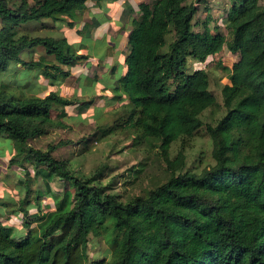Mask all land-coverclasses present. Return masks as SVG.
<instances>
[{"label": "trees", "instance_id": "trees-1", "mask_svg": "<svg viewBox=\"0 0 264 264\" xmlns=\"http://www.w3.org/2000/svg\"><path fill=\"white\" fill-rule=\"evenodd\" d=\"M103 1L0 0V73L20 66L36 80L70 77L88 57L77 54L68 38L34 37L21 28L45 20L74 28L89 2L101 6ZM230 3L223 28L211 27L208 17L202 31L195 30V17L197 5L207 0H147L126 11L132 16L127 71L113 98L127 104L129 114L119 126L160 142L171 174L145 196L124 201L95 175H76L69 161L54 156L72 145L70 140L46 150L32 147L55 129L67 128L66 108L84 112L93 100L54 92L17 96L0 86V139L17 149L11 164L21 157L32 161L46 186L33 192L30 179L20 180L24 187L17 188L25 195L18 203L0 199V264H264V0ZM26 50H43L45 57L26 61L21 57ZM224 51L237 61L222 68L229 81L222 89L225 115L206 125L214 165L201 173L183 172L185 147L172 159L173 145L194 139L205 126L203 114L220 107L210 73L189 71V62L205 65ZM56 178L69 189L55 193ZM45 198L53 208L46 213ZM30 218L36 219L35 228ZM9 221H19L27 231ZM91 237H104L111 257L91 259Z\"/></svg>", "mask_w": 264, "mask_h": 264}, {"label": "rangeland", "instance_id": "rangeland-1", "mask_svg": "<svg viewBox=\"0 0 264 264\" xmlns=\"http://www.w3.org/2000/svg\"><path fill=\"white\" fill-rule=\"evenodd\" d=\"M115 1H104L105 14L98 19L106 20L105 15L112 12L110 4ZM185 2L191 4L196 3V0H185ZM230 2L231 0H207L206 5H197L198 13L195 17V22L199 26L195 30L202 31V23L208 21V17L211 18V27L221 24L223 28V20L226 18V12L231 5ZM98 7L100 8L102 5L98 6L95 2H89L86 10L78 17L77 27H82L81 25L85 22H94L96 16L92 14V11L95 13L100 11ZM125 7L126 10L131 8L129 3H126ZM67 28V22L53 23L50 20H45L43 22H32L24 26L21 28V33L34 37L42 36L61 39L69 37ZM113 35L115 34L113 33ZM80 41L81 44H85L82 47L83 49L80 51L75 45L73 48L77 54L88 57L87 60L80 63V65H84L82 70L86 69V72L79 74L82 76L88 75V77L84 80L80 78L81 76H72L73 73L78 75L81 70V68L78 70L79 65L74 68L70 77L54 83L53 89L57 93L61 92L60 94L68 99H78L86 103L93 100V105L84 112H80L79 107L76 106L66 108L68 115L62 120L67 125V128L64 130L55 129L46 137L32 142L31 145L34 148L46 150L50 144H56L61 140H70L73 144L55 152L54 156L58 159L69 161L70 167L76 175L85 178L95 175L97 183L99 182L101 185L109 187L114 193L119 194L124 201L130 200L132 197L145 196L157 186L166 183L171 177L159 150L160 142L154 139L142 140L133 130L125 126H119L123 118L126 119L129 114V109L126 107L127 104L114 99L113 96L117 94L113 90L111 91L112 95L109 97L106 95L96 96L97 89L102 88V86H108L109 80L105 77V71L102 69L94 70L96 64L93 62L87 64L90 59L96 60L98 57L103 56L104 53L96 47H93L92 50L87 49L85 46H88L90 41L84 38L80 39ZM90 50L98 57L89 56L88 52ZM111 52L109 50L108 54L110 55ZM21 57L26 61L39 60L41 57H45V53L43 50L36 52L26 50L21 54ZM236 61L237 56L224 51L205 65L193 60L189 62V71L192 72L195 69L202 68L210 73L211 90L218 98L220 107L210 109L203 114L202 120L205 126L194 139L186 142H177L173 145L171 150L172 159H175L182 151V147H185V167L183 172L201 173L204 169L214 165L212 158L213 143L207 133L206 125H215L225 115V110L222 107V89L229 81L227 74L222 68H231ZM66 70L69 69L67 68ZM25 71L26 68L17 66L12 67L6 73H0V86H7L10 92L17 96H22L25 93L30 96L36 94V96L44 97L50 93L47 90V88L49 89V81L47 79L40 78L36 80L33 78V74L27 75ZM110 73L111 70L108 73L109 76ZM122 75L123 69L119 67L116 79ZM78 77L79 79L77 80ZM100 78L104 80L102 82L98 81ZM41 87H44V90H40L42 89ZM80 89L82 91L85 90L86 95L79 94ZM53 118L56 119V113H53ZM106 128L109 129V132L103 134L102 130ZM16 150L11 140L0 139V189L5 195V199H14L18 203L25 195L24 193L23 195L19 194L17 187H24L19 184L20 180L27 181L30 179L33 192L37 190L45 191L46 186L43 177L36 174L32 161L21 157L19 164H11V159L17 154ZM27 173H30V175L28 176ZM51 187L55 193H63L70 186L65 181L56 178L51 182ZM42 204L44 213L53 209L51 199L50 201H47L46 198L43 199ZM31 207H29L30 211L35 212L36 210ZM8 220L6 215L3 216L4 222ZM30 221L32 222L31 228H35L36 219L30 218ZM9 224L14 225L15 228H18L23 233L27 231V228L22 227L19 221H9ZM89 254L93 260L103 259L104 256L111 257L112 250L104 237H91Z\"/></svg>", "mask_w": 264, "mask_h": 264}, {"label": "crops", "instance_id": "crops-1", "mask_svg": "<svg viewBox=\"0 0 264 264\" xmlns=\"http://www.w3.org/2000/svg\"><path fill=\"white\" fill-rule=\"evenodd\" d=\"M106 1L107 0H105V2ZM146 1L147 0H116L114 3L110 4L112 7V12L105 15L106 20L98 19L101 16H104L105 14V9L103 7L105 6L104 4L105 2L103 1L101 4L102 7L100 8L98 7L100 11L96 13L92 11V14L96 16V20L94 22H87V23L85 22L81 25L82 27H77L76 25L75 28H69V27L67 28L68 33H69V37H68L69 42L73 46L74 45L77 46V48L80 49V51L83 49L82 47L85 45V44L84 45L81 44L80 39L84 38L85 40L90 41V44L88 46H85L87 47V49L92 50L93 47H96L104 53L103 56L98 57L97 55L93 54L91 50L88 52L89 56L91 57L97 56L98 58L96 60L90 59L89 61H87V64L92 63V62L96 64L95 69L94 68L93 69L94 70L102 69L103 71H105L104 73L105 77L109 80L108 86L106 87L102 86V88H100L101 90L99 88L97 89L96 96H105V95L107 97L111 96L112 95L111 91L114 90V88L117 86L118 79H120L124 74H126V71H127L124 60H125L126 53L128 51V47H129L128 40H129L130 32L132 30V25H131L132 16L131 15L125 16L127 14L126 12L127 10L125 9L126 3H129L130 6L136 10V6L138 4L142 2H146ZM135 16H136V12H135ZM113 33L115 35H113ZM70 37H72V39H70ZM76 40L77 42H75ZM109 50L112 51L110 55L108 54ZM33 60L39 61L37 59L36 60L33 59ZM83 67L84 65L83 66L80 65L78 70L80 68L81 70L78 72V75H75L73 73L72 76L73 77L81 76L80 78L85 80L88 77V75H84V76L79 75L81 72H86V69L82 70ZM119 67L123 69V75L120 78L116 79V74L118 73ZM73 70L74 69H72V72ZM108 70L109 72L111 70L110 76L108 75L109 73L107 72ZM78 79L79 77L77 78V80ZM103 80L104 79L100 78L98 81L102 82ZM54 83H57V81L56 82L49 81V89L47 88V90H49V92H54L56 94L61 95L60 94L61 92L57 93L56 91H54L53 89ZM41 88L42 89L40 90H44V87H41ZM79 91H80L79 94L86 95L85 90L82 91L80 89ZM23 95H27V94L24 93ZM27 96H30V95H27ZM31 96H36V94L31 95ZM1 191L2 190L0 189V199L5 197V195H3Z\"/></svg>", "mask_w": 264, "mask_h": 264}]
</instances>
